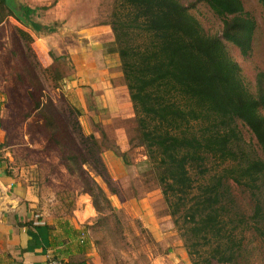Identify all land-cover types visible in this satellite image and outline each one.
<instances>
[{
    "label": "trees",
    "instance_id": "obj_1",
    "mask_svg": "<svg viewBox=\"0 0 264 264\" xmlns=\"http://www.w3.org/2000/svg\"><path fill=\"white\" fill-rule=\"evenodd\" d=\"M113 1L108 24L133 110L132 139L143 147L191 264H235L248 222L253 231L264 225V72L256 73L255 90L249 91L224 41L247 56L253 20L239 0H200L220 19V33H207L179 0ZM257 2L264 8V0ZM18 8L33 31H55L31 20L34 8ZM8 15L16 19L0 0V22ZM15 28L24 42L31 41L26 29ZM44 118L50 122L49 116ZM237 122L254 137L256 155L241 145ZM67 123L71 121H60L53 131L76 148ZM83 138L88 146L79 154L76 170L84 181L81 192L100 213L109 201L88 172L102 175L103 150L93 148V135ZM132 139L127 140L129 146ZM230 183L248 193L253 205L247 217Z\"/></svg>",
    "mask_w": 264,
    "mask_h": 264
},
{
    "label": "rangeland",
    "instance_id": "obj_2",
    "mask_svg": "<svg viewBox=\"0 0 264 264\" xmlns=\"http://www.w3.org/2000/svg\"><path fill=\"white\" fill-rule=\"evenodd\" d=\"M179 1L187 7L203 32L220 33L219 17L203 1ZM239 1L253 20L248 55H242L229 42L224 41V45L229 56L238 64L239 74L247 89L253 92L256 73L264 72V8L257 0ZM15 2L23 6L30 4L35 9L30 14L31 20L41 25L53 26V34L60 37H46V31L42 30L35 32L31 41L24 42L15 27L26 29V26L23 27L11 15L0 22V101L4 119L2 148L13 173L23 182L33 185L41 210L57 216L67 215L73 207L75 196L82 191L81 187L84 185L76 170L80 164L79 154L86 153L88 146L83 137L93 135L96 140L93 148L100 151L111 150L116 159L115 165L112 162L110 166V173L106 163L112 159L108 154L106 158L102 152L99 155L104 165L102 175L88 172L90 178L103 188L101 189L109 201L108 207L104 206L100 213L95 212L89 223L84 224L87 239L99 263L191 264L182 240L172 225L171 217L167 214L160 188L149 172L143 147L136 146L132 139L136 135L132 107L129 119L100 122L88 112L83 115L80 111L79 114L74 92L69 90V86L68 91L64 86L62 88V78L72 73L68 54L63 51L67 42L71 45V41L64 37L68 32L64 23L73 14L75 16L71 19L80 20L89 27L97 24L109 27L114 1ZM47 11H50L49 14ZM57 15H62V18ZM44 22L47 24H43ZM49 104L57 115L49 113ZM41 105L44 108L39 110ZM261 113L264 114L263 109ZM46 116L50 117V122L44 118ZM71 119L77 121L76 127ZM63 120H70L72 123H67V131L76 148L66 138L57 139L58 136L53 131L54 125ZM118 124L123 128L120 134H124L126 140L132 139L133 144H127L123 152L118 151L119 148L114 143V130ZM237 129L246 152L249 155L259 153L258 145L249 130L240 122H237ZM65 166H69L71 170H67ZM81 168L88 169L86 164H82ZM230 186L238 208L247 217L253 205L248 193L233 183ZM111 193L122 200L124 205L119 208L113 206L112 198H109ZM148 193L154 197L151 207H147L152 217L150 221L137 212L138 208L133 203L135 197ZM262 195L264 199V190ZM251 225L253 224L248 222L249 227L245 228L242 240L244 249L235 264H264V225L258 224V231L249 229ZM177 247L184 249V255L181 256L176 251Z\"/></svg>",
    "mask_w": 264,
    "mask_h": 264
},
{
    "label": "crops",
    "instance_id": "obj_3",
    "mask_svg": "<svg viewBox=\"0 0 264 264\" xmlns=\"http://www.w3.org/2000/svg\"><path fill=\"white\" fill-rule=\"evenodd\" d=\"M27 6L32 8L30 4ZM47 12L49 14L50 11ZM74 16L71 14L64 23L68 31L64 37L71 41V45L67 42L63 51L68 54L72 73L62 78V88L67 90L69 86V90L74 92L76 106L83 115L88 112L100 122L129 119L132 116L131 105L110 28L106 24L89 27L80 20L71 19ZM57 17L62 18V15ZM45 22L43 24H47ZM27 31L34 36L35 31L31 28L28 27ZM53 33L46 32L45 36L60 37ZM115 127L114 143L118 151L123 152L127 140L124 134H120L123 130L121 124ZM3 136L0 101V264H45L48 256L67 264H100L84 229V224L95 216L89 196L81 192L76 195L67 215L57 216L41 210L33 185L23 182L13 173L2 148ZM103 154L112 159L106 163L107 169L111 170L112 162L114 165L116 162L115 155L111 150H104ZM109 198H112L111 204L116 208L124 205L114 193ZM153 198L148 193L133 199L137 212L148 221L152 217L147 207H151ZM150 227L153 228L152 225ZM175 249L181 256L184 255L182 247Z\"/></svg>",
    "mask_w": 264,
    "mask_h": 264
},
{
    "label": "water",
    "instance_id": "obj_4",
    "mask_svg": "<svg viewBox=\"0 0 264 264\" xmlns=\"http://www.w3.org/2000/svg\"><path fill=\"white\" fill-rule=\"evenodd\" d=\"M5 7L13 14V16L24 26L31 28L30 22L26 21L22 16V11L18 8L15 0H3Z\"/></svg>",
    "mask_w": 264,
    "mask_h": 264
},
{
    "label": "built area",
    "instance_id": "obj_5",
    "mask_svg": "<svg viewBox=\"0 0 264 264\" xmlns=\"http://www.w3.org/2000/svg\"><path fill=\"white\" fill-rule=\"evenodd\" d=\"M45 264H67L65 261L54 258L52 256H48Z\"/></svg>",
    "mask_w": 264,
    "mask_h": 264
}]
</instances>
